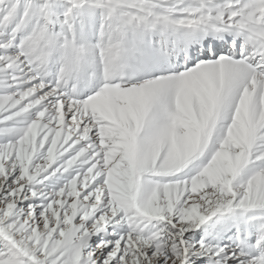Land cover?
<instances>
[{
  "label": "snow or ice",
  "instance_id": "obj_1",
  "mask_svg": "<svg viewBox=\"0 0 264 264\" xmlns=\"http://www.w3.org/2000/svg\"><path fill=\"white\" fill-rule=\"evenodd\" d=\"M0 264H264V0H0Z\"/></svg>",
  "mask_w": 264,
  "mask_h": 264
}]
</instances>
